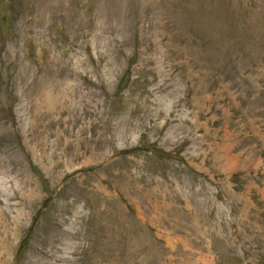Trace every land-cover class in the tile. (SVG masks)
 Wrapping results in <instances>:
<instances>
[{"label":"rangeland","instance_id":"374dc122","mask_svg":"<svg viewBox=\"0 0 264 264\" xmlns=\"http://www.w3.org/2000/svg\"><path fill=\"white\" fill-rule=\"evenodd\" d=\"M0 264H264V0H0Z\"/></svg>","mask_w":264,"mask_h":264}]
</instances>
